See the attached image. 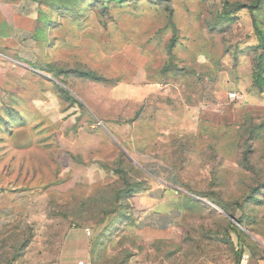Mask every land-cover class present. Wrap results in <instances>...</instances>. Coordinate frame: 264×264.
Instances as JSON below:
<instances>
[{
  "label": "rangeland",
  "instance_id": "1",
  "mask_svg": "<svg viewBox=\"0 0 264 264\" xmlns=\"http://www.w3.org/2000/svg\"><path fill=\"white\" fill-rule=\"evenodd\" d=\"M63 8L64 59L39 66L58 84L47 78L48 106L57 94L64 116L84 115L75 127H67L70 117L46 128L63 140L40 176L47 202L0 222V264H21L33 238L48 242L77 227L92 233L91 264H237L244 253L248 264H264V0H78ZM131 40L149 57L145 72L160 82L158 100L189 118L146 157L124 145L119 120L109 126L88 115L102 109V82L119 75L102 54L87 55ZM39 86L32 77V96ZM77 149L84 156L94 149L92 158L74 160L68 152ZM147 165L169 172L185 195L160 233L140 228L152 203L132 201L153 178L164 180Z\"/></svg>",
  "mask_w": 264,
  "mask_h": 264
},
{
  "label": "crops",
  "instance_id": "2",
  "mask_svg": "<svg viewBox=\"0 0 264 264\" xmlns=\"http://www.w3.org/2000/svg\"><path fill=\"white\" fill-rule=\"evenodd\" d=\"M73 1L78 0H0V222L15 213L25 216L30 212L31 202H47L46 183L40 176L46 175L48 163L52 165L51 160L57 158L63 140L57 135H48L46 128L60 127L70 117L72 121L67 127L82 123L84 114L78 110L64 116L57 94L54 105L48 106L47 78L53 84L56 80L39 66L64 59L57 48L63 42L59 24L65 21L63 5ZM96 51L88 54V59L100 61L97 58L102 54L107 70L119 77L102 82V109L98 105L92 110L94 116L87 113L94 119L104 118L109 126L119 120L120 126L125 127L121 135L124 145L127 147L133 142L137 152L140 148V157H146L159 142H168L175 127L183 126L189 118H181L174 107L158 100L160 82L147 77L145 65L149 57L141 44L131 40L119 42L107 52L95 54ZM32 77L40 85L37 97L32 96ZM112 105L118 108L113 110ZM179 110L189 117L191 109ZM143 128L147 129L146 133ZM145 134L149 140L144 139ZM92 151L85 156L78 149L68 153L74 160L80 158L86 162L92 158ZM147 166L164 180L153 178L132 201L152 203L139 217L140 228L160 233L175 221L176 212L181 209L177 202H184L185 195L169 172L164 174ZM61 173L62 170L58 175ZM34 175L39 177L32 178ZM56 190L62 191L58 187ZM33 239L25 245L21 264H91L92 233L86 227L67 230L48 242ZM250 264L258 263L252 260Z\"/></svg>",
  "mask_w": 264,
  "mask_h": 264
},
{
  "label": "built area",
  "instance_id": "3",
  "mask_svg": "<svg viewBox=\"0 0 264 264\" xmlns=\"http://www.w3.org/2000/svg\"><path fill=\"white\" fill-rule=\"evenodd\" d=\"M228 97L231 101H235L238 95L235 92H230L228 93ZM248 259H249V256L244 253L237 264H248Z\"/></svg>",
  "mask_w": 264,
  "mask_h": 264
},
{
  "label": "trees",
  "instance_id": "4",
  "mask_svg": "<svg viewBox=\"0 0 264 264\" xmlns=\"http://www.w3.org/2000/svg\"><path fill=\"white\" fill-rule=\"evenodd\" d=\"M56 85H58V84L56 83ZM58 87H59V90L62 92V90H61V89H62L61 86H58Z\"/></svg>",
  "mask_w": 264,
  "mask_h": 264
}]
</instances>
